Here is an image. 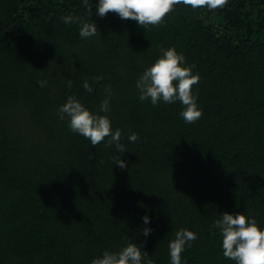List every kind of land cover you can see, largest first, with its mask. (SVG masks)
<instances>
[{"label":"trees","instance_id":"16d2710c","mask_svg":"<svg viewBox=\"0 0 264 264\" xmlns=\"http://www.w3.org/2000/svg\"><path fill=\"white\" fill-rule=\"evenodd\" d=\"M89 3L98 33L84 39L60 19L84 17L82 0H0V264H90L129 242L170 264L180 228L197 234L182 264H235L211 225L227 211L264 227V0L215 11L178 4L147 29L101 18L98 0ZM161 47L199 74L195 123L179 101L138 98L135 82ZM68 95L122 131L126 168L114 164V145L92 146L59 118Z\"/></svg>","mask_w":264,"mask_h":264},{"label":"clouds","instance_id":"9594fccd","mask_svg":"<svg viewBox=\"0 0 264 264\" xmlns=\"http://www.w3.org/2000/svg\"><path fill=\"white\" fill-rule=\"evenodd\" d=\"M86 15H64L60 19L66 25L78 24L79 35L87 39L96 36L97 25L90 19L93 15L92 4L89 0H82ZM228 0H98L96 15L103 18L109 13L116 14L121 20H133L139 26L147 29L149 26L158 27L165 23L166 17L175 10V6L182 4L193 10L207 8L215 11L223 8ZM159 55L135 82L138 98L141 102L150 100L153 106L161 102L170 104L179 101L181 104L180 117L185 123L192 124L199 120L203 113L197 105V97L192 89L199 83L198 73L193 72L194 65H187L183 54L178 53L174 47L160 48ZM103 77H93L97 82ZM44 87L46 81H38ZM71 88V82L66 86ZM83 88L91 93L92 85L87 79ZM106 97L100 103V111H110L112 97L111 87L105 86ZM57 114L61 120H66L69 129L89 140L92 146L101 143L105 147L114 145L118 156L113 157L118 168H126V160L121 159V154L126 150L121 142L122 131L112 129L111 120L107 115L94 113L86 108L73 95H68L65 103L59 106ZM139 139L136 133L128 135L130 142ZM94 155V154H93ZM145 225L150 220L147 215L143 218ZM217 229L221 236L223 256L235 264H264V227H260L254 217H247L240 212L235 214L227 211L221 213L211 225ZM143 235L147 237L152 231L149 227L143 228ZM197 239V234L187 228H180L175 232V238L169 241L168 251L170 264H182L181 254L185 247ZM90 264H154L148 258V253L133 242H129L117 251L104 250L101 255L93 258Z\"/></svg>","mask_w":264,"mask_h":264}]
</instances>
